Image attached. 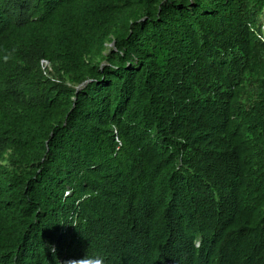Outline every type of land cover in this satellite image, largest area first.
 <instances>
[{
	"label": "trees",
	"instance_id": "trees-1",
	"mask_svg": "<svg viewBox=\"0 0 264 264\" xmlns=\"http://www.w3.org/2000/svg\"><path fill=\"white\" fill-rule=\"evenodd\" d=\"M0 264H264V0H0Z\"/></svg>",
	"mask_w": 264,
	"mask_h": 264
},
{
	"label": "built area",
	"instance_id": "built-area-1",
	"mask_svg": "<svg viewBox=\"0 0 264 264\" xmlns=\"http://www.w3.org/2000/svg\"><path fill=\"white\" fill-rule=\"evenodd\" d=\"M43 67L46 69L47 67H48V62H46V61H43Z\"/></svg>",
	"mask_w": 264,
	"mask_h": 264
},
{
	"label": "rangeland",
	"instance_id": "rangeland-1",
	"mask_svg": "<svg viewBox=\"0 0 264 264\" xmlns=\"http://www.w3.org/2000/svg\"><path fill=\"white\" fill-rule=\"evenodd\" d=\"M44 68V67H43ZM45 69V68H44Z\"/></svg>",
	"mask_w": 264,
	"mask_h": 264
}]
</instances>
